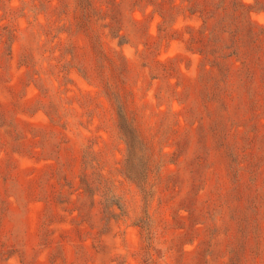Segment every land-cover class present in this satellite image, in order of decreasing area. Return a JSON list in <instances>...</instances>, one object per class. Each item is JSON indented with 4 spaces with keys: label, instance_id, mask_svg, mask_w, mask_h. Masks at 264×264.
<instances>
[{
    "label": "rangeland",
    "instance_id": "1",
    "mask_svg": "<svg viewBox=\"0 0 264 264\" xmlns=\"http://www.w3.org/2000/svg\"><path fill=\"white\" fill-rule=\"evenodd\" d=\"M84 4L0 0V264H264V0Z\"/></svg>",
    "mask_w": 264,
    "mask_h": 264
},
{
    "label": "trees",
    "instance_id": "2",
    "mask_svg": "<svg viewBox=\"0 0 264 264\" xmlns=\"http://www.w3.org/2000/svg\"><path fill=\"white\" fill-rule=\"evenodd\" d=\"M84 3H85L84 6L86 7V10L88 11V9H90V3H92V0H84ZM237 5L242 6L241 3H239ZM218 32L222 34L223 30H221V28H219ZM212 52H214V50H212ZM208 53H210V52H208ZM231 54H234V52H232ZM124 121H125V119H124ZM122 126L123 127H121V128H123V130H124V135L126 137V144H127L128 149H129V152H130V148L134 149V145H136V143H139L138 135L136 134V132L133 130V128L131 127V125L129 123L123 122Z\"/></svg>",
    "mask_w": 264,
    "mask_h": 264
}]
</instances>
